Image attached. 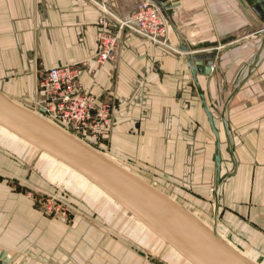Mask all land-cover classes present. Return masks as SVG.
<instances>
[{"label":"crops","instance_id":"obj_1","mask_svg":"<svg viewBox=\"0 0 264 264\" xmlns=\"http://www.w3.org/2000/svg\"><path fill=\"white\" fill-rule=\"evenodd\" d=\"M99 1L0 0V91L37 108L38 69L88 64L94 74L83 71L84 88L116 106L107 139L97 147L140 174L157 175L190 191L193 199L211 202L212 212L194 205L214 224L215 138L184 61L187 54L123 28L116 31L114 59L96 66ZM103 1L117 21L125 22L143 0ZM177 1V30L189 46L205 49L189 54L209 52L204 48L209 44L222 53L225 87L219 74L211 84L222 107L214 119L223 178L217 230L264 264V37L251 40L256 27L241 0ZM0 171H9L1 153ZM9 180L0 175V257L5 252L10 264H161L114 236L93 214L79 215L71 225L43 216Z\"/></svg>","mask_w":264,"mask_h":264},{"label":"water","instance_id":"obj_2","mask_svg":"<svg viewBox=\"0 0 264 264\" xmlns=\"http://www.w3.org/2000/svg\"><path fill=\"white\" fill-rule=\"evenodd\" d=\"M147 1L157 9L165 23V44L181 54H187L184 61L188 66L201 107L215 138L213 158L216 173L215 210L214 224L211 227L206 226L200 218L163 192L164 190L149 183L110 154L93 148L46 119L42 115L41 108L34 112L29 107L8 98L1 91L0 129L7 134L1 131L0 136L6 139L5 143H8V146L18 155L17 157L28 166H33L43 154L87 180L124 210L117 208L121 216L123 214L130 221L133 219L138 221L161 240L167 246L165 248H171L189 264H260L244 256L223 239L216 229L218 189L223 178H220V138L214 125V119L221 115L222 107L214 101L217 89L211 87V84L216 82V74H219L222 78V86L225 87V79L220 68L222 53L215 50L217 46L209 44L204 47L209 52L189 54L192 51H204L205 49L189 46L177 30L173 9L177 7L178 1ZM241 1L249 8L248 16H251L252 18H249L255 23L256 28L249 32L251 40H254L257 34L264 37V0ZM253 15L259 20L258 23L254 21ZM73 185L70 183L69 188L66 186L67 192H74L76 197L86 204L100 220H104L107 228L112 227L109 222L110 217H105L99 207V204H103L102 199L98 197L99 200H97L93 197L91 202L86 192V195H79L70 189ZM131 241L150 256L160 257L158 252L144 247L136 238ZM0 260V264H10L5 252L1 254Z\"/></svg>","mask_w":264,"mask_h":264},{"label":"built area","instance_id":"obj_3","mask_svg":"<svg viewBox=\"0 0 264 264\" xmlns=\"http://www.w3.org/2000/svg\"><path fill=\"white\" fill-rule=\"evenodd\" d=\"M140 4L132 20L120 22L105 2L99 1L101 16L97 22V54L93 60L96 66L101 67L114 59L119 39L116 31L123 28L132 30L144 39L165 45L150 35L155 32L156 38L164 37L162 17L149 1L143 0ZM83 71L94 74L86 63L40 68L36 73V91L40 98L38 108L68 131L91 141L105 140L113 126L116 106L114 102L102 101L84 88L81 82Z\"/></svg>","mask_w":264,"mask_h":264},{"label":"rangeland","instance_id":"obj_4","mask_svg":"<svg viewBox=\"0 0 264 264\" xmlns=\"http://www.w3.org/2000/svg\"><path fill=\"white\" fill-rule=\"evenodd\" d=\"M140 3H141V1L138 2L137 7L141 5ZM38 70H40V69H38ZM102 101L112 102V100L110 98H103ZM35 106H37V108L31 106V107H29V109H31L34 112H37L38 111V102L36 103ZM26 107H28V106H26ZM42 115L46 119H48L49 121L54 122L55 124H57L58 126L63 128L64 130H66L67 132L72 134L73 136L81 139L82 141L91 145L93 148L100 150L97 147V144H95V143H97V141H93V140L90 141V139L82 137L79 134H75L71 130L68 131V129H65L58 122L50 120L45 114H42ZM99 141H103V140H99ZM5 142H6V139H4L3 136H0V153L8 159L9 171H7V173L0 171V175L3 177H8L10 179L9 180V186L12 188L13 191H19V192L23 191V193H26L29 196V198L31 199V201L33 203V207L37 211L41 212L43 216H45L49 219H62L63 221L67 222L68 225H71V224H73V221L77 216L85 215L86 218L87 217L89 218V216L91 214H93V216H92L93 219L98 220L99 223H101L103 226H105L104 222L102 220H100L99 217H97L88 208V206L86 204H84L81 200H79L76 197L77 195L74 192H71V191L67 192L66 186L63 182L68 181V182H71L72 184H76V183L80 184L79 179H81V178L77 174H75L74 172H72L73 174H71L70 172H67L69 170H67L63 167L58 168L53 163L47 161L45 159L44 155H41L36 160V162L34 163L33 166H28V164L21 161L17 157L18 155L14 152L13 149H11L8 146V143H5ZM104 153H106V152H104ZM121 163L124 166H127L123 162H121ZM131 170H133L134 172L137 171L134 169H131ZM138 172H136V173L139 176L144 178L149 183L157 186L160 190H162V191L164 190L163 192L170 195L172 198H174L176 201L181 203L183 206H185L186 209H188L192 213H195L198 217H200L202 220H204V222H206L210 227H211V225H213L209 218L207 219L201 214L200 210L199 211L196 210L197 207L194 205V204H200V205L203 204L205 207H207V209L206 208L205 209L208 210V212L209 211L212 212L213 208L210 206L211 202H209L207 200L206 201L205 200H201V201L195 200L192 198L193 195L191 194L190 191L188 192L186 189L181 188L180 185L176 186L175 184H170V183L168 184V182L162 180L157 175L152 177L151 175L148 176V175L140 174L141 171H140V173H138ZM11 175H16V176L22 175V178L16 179L15 177H11ZM89 192H91V191H89ZM98 197L100 198V200L102 199V197H100L96 194L94 195V198L97 200H99ZM103 203H104L103 205L105 207H107L108 204L106 202V198H105V201L103 200ZM108 207H111V206L108 205ZM204 213H206V211ZM86 214H88V216H86ZM218 217L219 216L217 215L216 218L218 219ZM142 233L144 234V237L152 239V237H150V235H148L149 233L147 234L143 230H142ZM114 236L118 237L116 232H115ZM153 242H159V241L156 238H154ZM131 245L133 246V248L137 252H139L143 256L149 257V259H152L153 261H157L158 263H161V264H188L185 262L182 263L183 260L181 258H179L178 256H177L178 260H180L182 262L176 261L175 260L176 257L172 253L171 248H169V247L165 248L164 245H161L164 248L163 253H162L163 259L161 257L150 256L149 254H147V252L142 250L140 247H138L133 242ZM171 258H172V261H171ZM260 260L261 259L257 258V261L261 263Z\"/></svg>","mask_w":264,"mask_h":264},{"label":"bare ground","instance_id":"obj_5","mask_svg":"<svg viewBox=\"0 0 264 264\" xmlns=\"http://www.w3.org/2000/svg\"><path fill=\"white\" fill-rule=\"evenodd\" d=\"M159 13V12H158ZM162 19V18H161ZM162 21H163V19H162ZM163 23H164V21H163ZM163 35H164V37L162 38L161 36L160 37H157L156 38V36H157V34H155V32H154V34H150V35H152L156 40H158V41H160V42H162V44H165V36H166V26H165V23L163 24ZM152 42V41H151ZM154 43V42H153ZM157 44V43H156ZM4 132L2 129H0V132ZM4 133H6V132H4ZM7 134V133H6ZM9 135V134H8ZM10 136V135H9ZM16 140V139H15ZM15 140H13L14 142H16ZM21 142V141H20ZM21 143H23V142H21ZM43 155V154H42ZM45 156V155H44ZM47 158H49V159H51L50 157H48L47 156ZM52 160V159H51ZM54 161V163H56L55 165L58 167V168H65V169H67V170H69V171H67V172H70L71 174H73L72 173V171L70 170V169H68L67 167H65L64 165H62V164H60V163H58V162H56L55 160H53ZM70 174V175H71ZM216 174V173H215ZM80 177V176H79ZM81 179H79V181H80V184L79 183H76V184H74L73 185V188H70V189H72V190H74L76 193H78L79 195L80 194H85V192L87 193V198H88V200L89 201H91L92 202V199H93V197H94V195L96 194V195H98V196H100V197H102V199L105 201V198H106V202H107V204L109 205V206H111V207H108V205H107V207H105L103 204H99V207L101 208V212L105 215V217H110V219H109V222H110V224L112 225V227H110V228H112L111 230L115 233H117L119 236H121V237H123V238H125L126 240H128L129 242L131 241V240H133V238H136V240L139 242V243H141L144 247H147L148 249H150L151 251H155L156 253L158 252L159 254H160V257L163 259V255H162V253H163V250H164V248H158L157 246H155L154 244H150V242L148 241V239H146L145 237H144V235L141 233L142 232V230L145 232V233H149L148 235H150V237H152V240L154 239V238H156L159 242H156V244H159V245H164L165 247H167L161 240H159L157 237H155L149 230H147L143 225H141L138 221H135L134 219H133V221H130L126 216H124L123 214H122V216L119 214V211H118V209H120V207L117 205V204H115L112 200H110L107 196H105L102 192H100L97 188H95L92 184H90L87 180H85L84 178H82V177H80ZM64 184H65V186H67L68 188H69V184L71 183V182H68V181H64L63 182ZM219 190V189H218ZM88 191V192H87ZM89 191H91V192H89ZM103 200H101L102 202H103ZM109 201V202H108ZM185 207V206H184ZM118 208V209H117ZM218 209V208H217ZM120 210H122V211H124L122 208L120 209ZM214 210H215V207H214ZM195 214V213H194ZM217 214V213H216ZM195 216L196 217H198L196 214H195ZM198 218H200V217H198ZM201 219V218H200ZM202 220V219H201ZM102 221H104V220H102ZM202 222L206 225V226H208V227H210L206 222H204V220H202ZM212 226V225H211ZM109 228V229H110ZM216 229H217V226H216ZM217 232H218V230H217ZM219 235H220V233H218ZM221 236V235H220ZM222 237V236H221ZM223 238V237H222ZM224 239V238H223ZM150 240V239H149ZM131 243H132V241H131ZM229 243V242H228ZM231 244V243H230ZM232 246H233V244H232ZM234 248H236L235 246H233ZM237 249V248H236ZM149 250V251H150ZM239 250V249H238ZM171 251H172V253L175 255V257L177 258V256L179 257V258H181L178 254H176L172 249H171ZM240 251V250H239ZM244 256H246V257H248L249 259H252L253 261H255V262H257V263H260V262H258L257 261V256L254 254L253 255V253H250V252H246V251H243V250H241L240 251ZM182 259V258H181ZM183 260V263L185 262V263H187L184 259H182ZM189 264V263H188Z\"/></svg>","mask_w":264,"mask_h":264}]
</instances>
